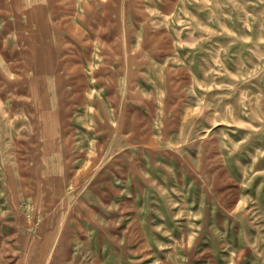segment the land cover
<instances>
[{"label": "rangeland", "instance_id": "obj_1", "mask_svg": "<svg viewBox=\"0 0 264 264\" xmlns=\"http://www.w3.org/2000/svg\"><path fill=\"white\" fill-rule=\"evenodd\" d=\"M0 264H264V0H0Z\"/></svg>", "mask_w": 264, "mask_h": 264}]
</instances>
